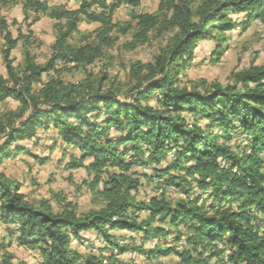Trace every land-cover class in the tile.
<instances>
[{"label":"trees","instance_id":"obj_1","mask_svg":"<svg viewBox=\"0 0 264 264\" xmlns=\"http://www.w3.org/2000/svg\"><path fill=\"white\" fill-rule=\"evenodd\" d=\"M141 2L114 0L108 5L107 0H83L79 8H69L23 0L26 14L34 10L55 20L56 35L53 54L44 64L37 62L25 37L24 63L19 68L11 58L18 39L0 18L7 69L6 76L0 75V102L11 98L19 103L0 113V164L25 150L13 145L33 137L38 127L54 128L64 144L80 151L71 168L85 167L95 175L96 186L102 173L107 175L97 191L104 205L79 213L71 203L55 211L48 202H30L19 183L0 171V222L20 244L38 249L44 264H126L118 254L129 248H121L113 232L161 236L163 227L153 222L192 231L190 248L178 252L179 264H213L211 259L223 254L221 264H264V64L234 73V82L227 85L206 81L182 85L179 79L180 67L193 57L199 41L215 33L221 45L225 33L239 24L232 15L263 18L264 0H201L196 8L192 0H161L156 13L133 12L128 23L114 21L118 7L135 10ZM92 4L108 7L109 12H90ZM83 18L101 25L73 44L70 37L83 34L79 28ZM115 30L132 32L130 48L149 41L152 32L165 41L150 61L129 65L124 87L107 74L78 82L62 78V69L70 63L86 72L105 57V49L115 42L111 35ZM51 72L54 75L43 82V75ZM112 129L119 135L112 136ZM164 161L167 165L156 173L166 185L184 189L195 183L210 191L214 204L199 203L200 197L175 199L165 192L138 201L133 192L141 183L131 169ZM141 211L148 212L142 221L137 215ZM89 230L108 244L105 250L120 247V251L106 255L103 250L84 253L72 247V239ZM8 245L0 240V264H26L15 261ZM159 248L147 253L171 251Z\"/></svg>","mask_w":264,"mask_h":264},{"label":"rangeland","instance_id":"obj_2","mask_svg":"<svg viewBox=\"0 0 264 264\" xmlns=\"http://www.w3.org/2000/svg\"><path fill=\"white\" fill-rule=\"evenodd\" d=\"M44 1H47L51 6L65 4L69 8H79L83 0ZM87 1L92 2V0ZM113 2L114 0H107L108 5ZM160 2L161 0H142L141 5L135 10L128 5H121L114 12V21L128 23L131 21L133 12L156 13ZM200 2L201 0H192L193 7L196 8ZM89 11L108 13L109 8L92 4ZM232 17L239 24L225 33L227 39L221 45L220 36H215V33L212 38L198 42L193 57L180 67L179 79L182 85L200 81H206L207 84H232L234 73L251 66L264 64V17L249 18L246 13L233 14ZM0 18L6 20L8 30L11 31L14 38L18 39L17 46L11 53L13 65L16 68L21 67L24 63L25 37H28V49L38 63L44 64L51 58L52 45L56 35L55 20L34 10L26 14L23 9V0H0ZM242 22L246 23L240 24ZM100 25L99 21L83 18L79 24L83 34L75 33L69 41L73 44H80L84 41V36L94 34ZM111 35L115 42L105 49V57L91 64L86 72L77 68L75 63H70L62 69V78L67 82H78L87 77L94 79L107 74L110 80L115 81L116 85L124 87L123 84L128 79L129 65L135 61L144 63L150 61L165 41L163 35L157 36L156 32H152L149 41L130 48L128 43L132 40L131 31L125 34L115 30ZM3 44L4 39L0 31V75L6 76L7 69L1 52ZM59 68H61L60 65ZM51 75H54V72L45 73L43 82H46ZM120 97H123V94ZM149 102L153 103V100ZM18 104V101L11 98L0 102V113L15 109ZM105 111L100 116L101 120L105 117ZM185 115L189 119L192 117L188 113ZM202 122L205 123V121ZM111 135L115 136L119 133L112 129ZM17 145L25 147V150L20 152L15 150L16 152L11 156L5 157L0 164V171L19 183L20 190L30 202L36 205L40 202H48L55 211H59L64 205L71 203L79 213L90 212L104 205L105 199L97 191L104 187L107 175L102 173L101 180L96 186L95 175L89 174L85 167L71 168L70 163H75L77 157L80 158V151L71 145L64 144L54 128L38 127L33 137H26L13 147L15 148ZM171 158L170 155L169 159ZM88 162L89 159H86L85 163L88 164ZM166 165L167 162L164 161L160 165L149 163L133 166L131 169L135 172L133 176L138 177L141 183L139 189L133 192L138 201L147 202L153 196L165 192L175 199L192 200L200 197L199 203L206 201L207 206L214 204L210 191L202 190L195 183H192L191 186L186 185L184 189L175 185H166L164 178H158L156 173L157 169ZM147 214V211H141L137 215L142 221ZM153 223L163 227L164 231L161 236L145 238L144 234L138 231L113 232L120 247L129 248V250L118 254V257L126 264H179L181 262L178 252L190 248L189 238L192 231L186 226L175 227L161 222ZM7 229L8 226L0 222V240L5 245L9 244L6 250L15 255V261H24L26 264H44V259L38 249L20 244L18 240L9 236ZM71 245L84 253H99L100 250H103V254L108 255L110 253L117 254L120 251V247L105 250L108 244L91 230L84 231L80 238H73ZM156 245L160 247L159 249L170 248L171 251L166 255H161L158 251L148 254L147 250L154 249ZM219 247L223 249L224 245L220 244ZM222 257L224 258V254L214 257L211 262L221 264Z\"/></svg>","mask_w":264,"mask_h":264}]
</instances>
